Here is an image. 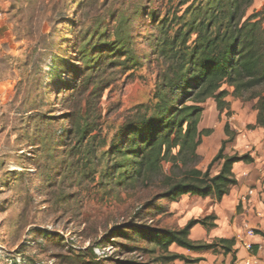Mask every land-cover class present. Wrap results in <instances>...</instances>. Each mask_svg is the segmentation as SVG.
<instances>
[{"label":"rangeland","instance_id":"374dc122","mask_svg":"<svg viewBox=\"0 0 264 264\" xmlns=\"http://www.w3.org/2000/svg\"><path fill=\"white\" fill-rule=\"evenodd\" d=\"M169 9L167 0H0V264H186L157 236L178 230L176 201L159 181L115 178L122 157L106 154L122 124L152 101L162 35L149 14ZM253 11L264 18V0ZM114 40L131 51L105 58L101 46ZM129 54L139 56L136 67L124 65ZM249 96L240 100L250 106ZM212 102L202 104L199 125L218 136L225 110L212 112ZM84 114L106 146L103 136L78 138ZM225 131L235 133L229 123ZM197 166L205 171L206 158ZM250 189L262 218L252 209L248 220L264 239V180Z\"/></svg>","mask_w":264,"mask_h":264},{"label":"trees","instance_id":"16d2710c","mask_svg":"<svg viewBox=\"0 0 264 264\" xmlns=\"http://www.w3.org/2000/svg\"><path fill=\"white\" fill-rule=\"evenodd\" d=\"M255 1L167 0L170 9L163 17L161 14L157 18L154 11L150 12L162 35L156 45L161 54L156 59L160 65L156 91L149 104L139 105L138 108L146 111H137L123 123L110 142L106 151L111 154L110 160L116 156L123 159L116 164L119 173L116 172L115 178L126 172L136 183L159 181L165 186L162 196L170 201L187 194L221 200L238 183L234 164L254 159L249 153L225 154L224 141L207 169L198 168L199 146L203 137L212 133L210 129H201L199 124L205 110L202 104L208 98L215 100L220 112L227 109L230 113L227 97L240 99L245 92H250L249 99L257 100V125L264 126V18L260 11L247 15ZM120 41L102 44L105 58L112 59L120 51H131L126 42ZM94 49L95 46L90 51ZM90 51L84 50L83 56ZM139 60V56L129 54L124 65L136 67ZM188 99L193 103L186 104ZM84 117L83 122L74 126L78 138L103 136L101 146H106L107 135ZM127 159H130V170ZM165 163L170 164L169 172L164 170ZM216 163L221 164V169L212 175ZM210 219L214 220L215 216L191 219L180 230H161L158 239L166 249L176 244L197 252L214 247H220L225 253L232 252L234 239L221 238L207 244L189 238L194 225L213 226L207 222ZM149 232L150 236L154 234L152 230ZM171 258L188 263L201 259L182 254Z\"/></svg>","mask_w":264,"mask_h":264},{"label":"crops","instance_id":"0c3cea01","mask_svg":"<svg viewBox=\"0 0 264 264\" xmlns=\"http://www.w3.org/2000/svg\"><path fill=\"white\" fill-rule=\"evenodd\" d=\"M227 100L230 102V113L225 109L221 114L223 121L226 118L224 124L229 123L230 130L235 132L234 135L229 136L226 134L225 125L220 126V129H217L218 133L220 132L218 136H212L213 133H211L203 137L198 149L199 154L206 158L209 165L221 149L223 142L226 141L225 154L243 155L249 153L254 160L252 162L240 161L234 164L233 172L238 183L221 200L211 196L206 198L190 194L182 196L176 201V219L179 220L177 229L180 230L191 219L200 220L213 215L215 219L207 221L208 224H214L213 226L198 223L190 230L189 238L198 242L211 241L210 243L218 242L221 238L234 239L235 244L233 251L229 253H225L220 247L197 252L176 245L178 254L190 258H201L194 263L183 260L186 264H244L249 253L239 242L238 236L244 230L245 225L252 226L247 213L252 209H257L258 212L262 208V203L255 195V191L248 202H243L241 199L251 186L259 185L264 180V126L257 125L258 110L255 107L257 100L250 106L232 96H228ZM210 109L212 112L219 113L216 103L212 102ZM226 113H229V116L226 117ZM220 169L221 165L216 169V174ZM257 217L258 219L262 218L258 215ZM253 240L257 243L264 242L260 234ZM220 254L223 258L218 262ZM256 257L258 264H264V249L256 251ZM177 260L179 261V259Z\"/></svg>","mask_w":264,"mask_h":264},{"label":"built area","instance_id":"2783aa9c","mask_svg":"<svg viewBox=\"0 0 264 264\" xmlns=\"http://www.w3.org/2000/svg\"><path fill=\"white\" fill-rule=\"evenodd\" d=\"M254 194V189H249L245 195L242 196L243 202H248L249 198ZM258 216H262V212H257ZM258 235L256 228L253 226H244V230L238 236V240L241 245L248 251L249 255L245 259L244 264H258V258L256 257V251L264 249V242H255L253 239Z\"/></svg>","mask_w":264,"mask_h":264}]
</instances>
